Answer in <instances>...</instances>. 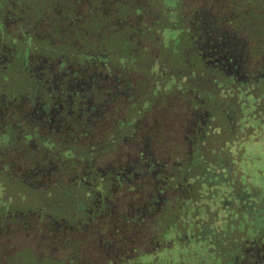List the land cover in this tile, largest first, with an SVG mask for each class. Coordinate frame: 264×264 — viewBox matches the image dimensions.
Wrapping results in <instances>:
<instances>
[{
	"label": "flooded vegetation",
	"instance_id": "obj_1",
	"mask_svg": "<svg viewBox=\"0 0 264 264\" xmlns=\"http://www.w3.org/2000/svg\"><path fill=\"white\" fill-rule=\"evenodd\" d=\"M5 1H11L13 9ZM108 1L106 22L98 33L90 34L80 12L71 7H67L66 12L57 7H39L41 13L52 12L50 18L44 20L42 16L41 22L32 23L31 15H21L26 9L30 11L28 7L33 8L32 3L21 1L18 7L16 0H0V143L9 142L6 154H2L7 158L2 157V163L7 169L13 167L27 187L68 186L78 194L83 190L87 198L95 196L92 201L97 210H101L100 214L88 216L85 224L81 219L62 217L59 220L53 216V221L45 223L48 229L42 230L44 246L47 248L52 239L67 249L68 242L73 239L72 250L76 255L60 257L51 253L43 254L41 259L67 258L66 264H224L222 249L238 248L236 244L230 245L227 237L230 234L231 239L238 242L239 221L226 219L225 224L216 223L219 213L202 215L197 212L185 217L183 229L178 224L161 232L160 211L168 201H163L161 206L157 203L155 210L150 212L151 202L146 204L147 200L144 202L140 198L141 202L137 203L136 198L124 197L128 189H166L145 179L147 174L156 175L161 171L146 134L151 129L148 127L158 124L159 119L136 117L138 124L146 127L144 130L120 142L114 136L116 127L125 122L120 117L121 111L143 100L139 87L132 85L134 78L126 70L125 62L137 57L150 61L146 81L149 83L152 79L156 94L159 77L168 75L172 79L169 89L182 77L172 75L171 70L168 73L167 65L159 68L160 41L162 44L192 41L194 51L212 67L220 66L227 79L233 77L234 72H246L237 79L245 77L241 83L246 82L251 90L259 88L258 82L264 83V64L259 67L264 60V48L257 50L251 41H264V37L255 35V30L249 26L251 22L246 27L237 23L238 19L229 22L221 0H203L197 7L181 6L183 0H174V6L169 9L166 5L153 7L155 2H152L135 13L128 11L126 3V7H114L112 0ZM262 7L254 6L259 12L264 11ZM166 36L171 38L166 40ZM116 58L122 63H116ZM256 60L260 62H255L252 68L250 64ZM246 65L251 69L246 70ZM140 82L144 83L143 77ZM182 87L180 84L176 90ZM246 94L253 96L249 104L256 108L254 93L248 91ZM153 121L155 124L151 125ZM252 121L256 122L255 115ZM261 122L257 123L260 127L264 125V121ZM19 140L33 143L34 154L42 159L37 160L38 165H16L9 159L16 155L10 143ZM122 142L133 147L121 151L127 160L104 167L96 163L100 157L95 152L100 144L117 152ZM54 147L61 149L55 154ZM27 154L31 155L30 151ZM70 158L79 163L72 160L70 164ZM223 172L225 170L217 174L218 179ZM233 184L234 191L237 185ZM93 188L99 192L91 196ZM64 192L73 199L67 189ZM237 195L232 196L233 203L239 207L233 208L234 214L248 220L242 231L252 234L250 217L255 218V205L264 195L255 199L256 194L248 187L240 188ZM75 202L80 206L81 202ZM247 207L250 217L244 210ZM204 208L207 210L208 206ZM7 212L9 214L3 217L12 219V211ZM148 252L154 253L155 261H140L142 254Z\"/></svg>",
	"mask_w": 264,
	"mask_h": 264
},
{
	"label": "rangeland",
	"instance_id": "obj_2",
	"mask_svg": "<svg viewBox=\"0 0 264 264\" xmlns=\"http://www.w3.org/2000/svg\"><path fill=\"white\" fill-rule=\"evenodd\" d=\"M21 1H25L26 4L27 2L32 3L33 8L28 7L30 11L28 12L26 9L25 14L24 12L21 14L25 17L31 15L32 23L41 22L42 16L44 20L50 18L52 12L47 10L45 14L40 11V8L47 6V0H16L18 7L21 6ZM160 1L162 0H151L149 4L152 2L159 4ZM255 1L264 6V0ZM165 2L173 5L174 0H166ZM5 4L13 9L14 4L11 1L8 3L5 1ZM162 5L165 4L159 6ZM1 16L2 13L0 12ZM10 21L9 27L12 26L13 20ZM248 22L249 20H245L237 23L246 27ZM250 22L251 25L249 26L255 30V35L259 37L260 29L254 21ZM159 35L163 38L162 34ZM170 36L172 37V34ZM171 37L166 36V40ZM251 42L252 47L258 46L257 41ZM160 44L162 52L160 51L159 54V68L163 69L164 65H167V72L171 70L172 75H176L177 78L181 75L182 77L176 80L171 89L169 87L172 86V79L168 75L163 76V78L159 77L160 84L157 87V93L154 94L152 79L149 83L146 81V78L149 77L148 63L150 61L138 57L134 58L133 61L127 59L128 61L125 62L126 70L133 75L132 85L139 87L143 100L134 107L130 105L132 109L128 105V109L121 111L120 117L125 122L116 127L114 136L120 142L128 139L132 133L141 129L144 130L146 127L143 123L138 124L135 120L136 117L159 119L158 124L148 127L151 129L146 134L150 137L153 156L157 163H160L161 171L156 175L153 172L147 174L145 179L154 183L156 187H166V189L159 190L166 195V202L168 201V207L171 209L170 216L172 217L160 221L159 230L161 232L170 230L178 224L183 229L182 221L185 217L187 215L192 216L197 212L202 215L219 213L220 218L216 223L225 224L226 219H235V222L239 221V230L242 231L248 220L246 218L242 220V216L239 214L235 216L233 208H236L237 204L228 205L224 202H229L226 198L233 200L230 197L231 194L228 193L232 190V183L235 187L237 185L234 190L235 195L240 188L247 187L256 194L255 199H260V194L264 195V125L260 127L257 124L264 121V83L261 81L259 88L248 89L249 85L246 82L241 83L245 77L241 80L237 79L241 77L242 73H246L241 69H239L241 71L234 72L233 79L228 80L226 74L221 72L220 66L210 67L209 63L206 62L207 60L195 58L192 41H167L165 44L160 41ZM117 62L122 63L119 58H116ZM157 67L158 65L154 68ZM245 69H251L250 65H246ZM142 77L144 79L143 84L140 82ZM178 81L183 85L181 90H176L180 86V84L177 85ZM248 91H252L255 95L256 108L249 104L254 99L253 96L246 94ZM143 107L144 109L140 113V108ZM253 114L256 117L254 123L252 121ZM150 124H155V122ZM107 142L110 144V138H107ZM108 148L102 143L98 146V151L95 152L100 157L96 163L101 167L122 163L127 160L125 154L122 153L124 149H133L125 142L121 143L120 150L117 152H112ZM60 149L54 147L52 151L55 153ZM64 159L67 157L65 156ZM4 165L0 157V212L3 211V215H6L9 214L7 211L11 210L13 214L11 217L15 218V221L11 222L14 220L13 218H4V225H9L12 232L10 231L11 233L9 232L0 239L2 251L17 252L23 247H27L32 249L35 256L38 257L51 253L62 257L70 253L74 243L73 239L68 242L70 246L67 249L52 241L47 244V249L44 246L45 242H42L41 234L43 233L42 230L48 229V227L43 225L34 228L32 225L35 226L36 223L26 224V222L18 219L22 218L20 216L22 214L24 218L28 219H32L36 215L40 220L42 216L39 215L41 213L39 211H44L55 215L59 220L62 217L67 219L73 217L81 219L82 223L85 224L90 216L101 213V210H97V206L92 201L95 196L89 199L83 190L79 191L78 194L74 190H69L68 186H65L67 188L55 186L50 188L27 187L26 184L22 183L24 181H22L21 175H16L13 167L7 169ZM190 167L192 169L189 173L182 172ZM175 169L181 170L175 172ZM223 170L225 172L218 179L217 174ZM172 174L173 176H171ZM185 177L186 179H184ZM170 184L173 187H170ZM66 189L74 201L66 195L64 192ZM91 191V196L93 193L99 192L94 188ZM155 191V189H144L143 191L128 189L124 191V197L136 198L137 203L141 202L139 201L140 198H143L145 202ZM175 198L178 201H175ZM159 199H161L160 196ZM159 199L158 197L155 198V204L158 203ZM75 201L81 202L80 206ZM173 202L174 206L178 202L176 207L171 205ZM205 205L208 206L207 210L204 208ZM237 208L239 209V207ZM154 210L155 206L152 204L149 211L153 212ZM21 211L22 213L19 214ZM15 213L19 215H15ZM142 255L140 261H155L154 253L148 252ZM30 263L35 264L33 260Z\"/></svg>",
	"mask_w": 264,
	"mask_h": 264
},
{
	"label": "trees",
	"instance_id": "obj_3",
	"mask_svg": "<svg viewBox=\"0 0 264 264\" xmlns=\"http://www.w3.org/2000/svg\"><path fill=\"white\" fill-rule=\"evenodd\" d=\"M124 1V2H123ZM126 1V2H125ZM149 1L151 0H112V5L114 7H126L128 11H131L132 13H135L137 11H141L142 7H146L149 4ZM163 1V0H162ZM162 1L158 2L159 4H154L153 7L159 6L161 4H165L168 7L174 6L171 4H166V2ZM182 1V0H181ZM214 0H212L213 2ZM201 2L203 0H183L180 2L179 5H188V6H199L201 5ZM126 3V4H125ZM221 5L224 6L225 10V16L227 17L226 19L231 22V21H236L237 19L239 21H245V20H250L255 21L256 26L260 29V35L261 37H264V11H257L255 10L254 6L260 7L263 5H259L253 0H221L220 1ZM218 4V3H217ZM110 3L108 0H47V6L46 8L50 7H57L58 9L63 10L66 12L67 7H71V9L76 10L77 12H80V17L83 18V20L86 22V27L89 28L90 34L92 32L98 33L100 31L101 26L106 22V17L108 14H106V10L109 8ZM264 7V6H263ZM262 7V8H263ZM169 9V8H168ZM121 15V14H120ZM255 26V27H256ZM256 27V28H257ZM90 37V36H89ZM87 37V38H89ZM98 37V36H96ZM257 50H263L264 48V41H257ZM195 58L199 57L201 58L196 52H194ZM255 62H260L259 60L252 62L250 65L253 68ZM264 64V60H261V64L259 67H262ZM211 67V65H210ZM240 69V68H239ZM228 79H233L232 75L228 77ZM261 84V81L258 82ZM9 142L3 141L0 143V154H6L7 152V145ZM10 148L13 150L16 155H13V157H9L10 160H13L16 165H22V164H30L31 166H36L39 163H37V160H42L39 157H37L34 153L36 149L33 146V143L30 144L25 141H16L15 143H10ZM28 149V150H27ZM27 151L31 153V155L27 154ZM31 156V157H29ZM1 159L4 157L5 159L7 157L1 155ZM73 162H77L75 159L70 158V164ZM75 163V164H76ZM67 168V167H66ZM68 169V168H67ZM176 170L175 171H180ZM185 173V171H182ZM70 174H68L69 176ZM187 175V174H186ZM186 179V177L184 178ZM216 182V181H214ZM186 190V188H185ZM230 197L235 195L234 191L231 190L228 192ZM176 195V194H175ZM159 196L161 199H159ZM174 196V195H173ZM236 196V195H235ZM238 196V195H237ZM130 197V196H128ZM159 199L158 205H162L166 201V195L163 194L162 191L159 189L156 190L153 195H150L147 201L145 202L146 204L150 203L148 206V209L151 208V205H155V198ZM260 197H262V194H260ZM241 197L238 196V199ZM176 199V198H175ZM229 200V202H224L225 204H234L232 199L226 198ZM225 200V199H224ZM164 201V202H163ZM175 201H178L177 199ZM223 203V201H222ZM178 204L176 202L175 206ZM102 208V207H101ZM245 210V213L248 217H250L249 209L248 207ZM170 211L168 204L164 203L163 209L160 211V219H168L170 216ZM42 212V211H40ZM44 212V211H43ZM32 213V212H29ZM28 213V214H29ZM20 214V213H19ZM18 214V215H19ZM146 214V213H145ZM39 215L42 216L43 222H41L37 216L33 217L32 219L28 218H20L18 220H25L28 223H36V225H32L34 228L41 227L45 225L47 227V224L49 223V220L54 219L53 216L48 214L47 212H44L43 214L40 213ZM3 211L0 212V239L5 237L12 229L9 228V226L4 225V218L3 217ZM15 220V218H13ZM250 223H251V233H248L247 230L245 231H240V236L238 239V242L233 241L230 237V234L228 235L227 239L230 242V245L236 244L238 248L232 250V248H223L222 249V254H223V262L224 264H264V196L261 198L260 202L258 200V203L255 205V218L252 219L250 217ZM53 221V220H52ZM176 222V221H175ZM42 223V225H41ZM54 225V224H53ZM55 228V227H53ZM232 240V241H231ZM52 241V239L50 240ZM53 242V241H52ZM74 250V245H72L71 250ZM0 264H31L30 262L33 260L35 264H66L67 258L65 259H56V258H45L41 259V257L35 256L34 251L30 248H23L19 251H5L0 248ZM70 251L68 253V256H73L76 255L75 252ZM83 256L86 257V254H83Z\"/></svg>",
	"mask_w": 264,
	"mask_h": 264
}]
</instances>
